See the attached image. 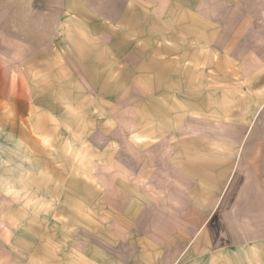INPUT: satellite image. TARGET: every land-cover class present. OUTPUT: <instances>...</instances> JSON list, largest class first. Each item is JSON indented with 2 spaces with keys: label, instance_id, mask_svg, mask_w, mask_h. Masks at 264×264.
<instances>
[{
  "label": "rangeland",
  "instance_id": "rangeland-1",
  "mask_svg": "<svg viewBox=\"0 0 264 264\" xmlns=\"http://www.w3.org/2000/svg\"><path fill=\"white\" fill-rule=\"evenodd\" d=\"M196 227L264 264V0H0V247L139 264Z\"/></svg>",
  "mask_w": 264,
  "mask_h": 264
},
{
  "label": "crops",
  "instance_id": "crops-1",
  "mask_svg": "<svg viewBox=\"0 0 264 264\" xmlns=\"http://www.w3.org/2000/svg\"><path fill=\"white\" fill-rule=\"evenodd\" d=\"M195 71L200 73L198 74L197 72L192 71V73H195L196 78H199V79L203 78V70L197 69V67H195ZM196 83L197 85L202 84L201 82H198V81H196ZM182 128H183V124L180 126L179 129L181 130ZM203 156L205 158L203 162L193 161V162H190V165L188 164L189 169L191 168V170L193 169L196 173H199V174L201 172V175H200L202 176L201 182L204 179L203 177H207L208 175L207 169H210V167L212 166L214 167L216 166L217 170H219L220 168L219 159L234 158V154L231 155V153L226 154V152H219V151L206 152L203 154ZM199 157L201 158V156H198L197 158ZM201 182L198 183L196 186H194V190L196 192L203 191L204 185H202ZM181 188L183 187L181 186ZM199 198L200 197H198L196 201H194V207H193L194 210H198L199 208L200 210L205 211L204 208H207L208 206L210 207L212 205L211 203L208 202V200H203ZM188 204L190 203L186 199L183 205L187 207ZM210 215L211 214L208 215L209 218H210ZM195 229L196 231L191 232V234L189 235L181 234L179 237H177L179 239L178 243L170 241L171 243L170 246L163 245V244L161 245L155 240H153L151 237L158 238L155 235L154 236L149 235L145 238H138L141 241V244H140L141 247H140L139 254H138V248L136 247L137 257L139 258L142 264H180V262L181 264H219L218 262L219 255H214V253L219 252L220 249H217L213 246L215 244L213 242V233H209L210 238H211L210 243L205 244L204 240H202V236H201L202 232H199L202 229L197 228V227L194 228V230ZM262 234L263 233L255 234V239L262 238L263 237ZM173 236H170V237H173ZM163 238H166V237L164 236ZM214 238H216V236ZM14 258L15 257H14V253H13L11 246L7 244L6 242L3 245H1L0 264H16V262L14 261ZM140 261H139V264H140Z\"/></svg>",
  "mask_w": 264,
  "mask_h": 264
}]
</instances>
